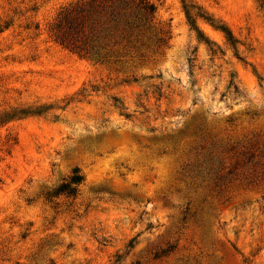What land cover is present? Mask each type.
Wrapping results in <instances>:
<instances>
[{"label": "rangeland", "instance_id": "1", "mask_svg": "<svg viewBox=\"0 0 264 264\" xmlns=\"http://www.w3.org/2000/svg\"><path fill=\"white\" fill-rule=\"evenodd\" d=\"M76 1L0 0V264H264V0H149L105 62Z\"/></svg>", "mask_w": 264, "mask_h": 264}, {"label": "trees", "instance_id": "2", "mask_svg": "<svg viewBox=\"0 0 264 264\" xmlns=\"http://www.w3.org/2000/svg\"><path fill=\"white\" fill-rule=\"evenodd\" d=\"M155 16L156 6L149 0H77L60 12L53 35L71 50L105 62L150 48L157 36ZM83 181L75 170L52 195L75 197Z\"/></svg>", "mask_w": 264, "mask_h": 264}]
</instances>
